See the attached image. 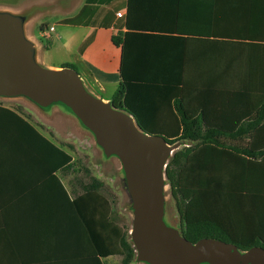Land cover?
<instances>
[{"label": "crops", "instance_id": "obj_1", "mask_svg": "<svg viewBox=\"0 0 264 264\" xmlns=\"http://www.w3.org/2000/svg\"><path fill=\"white\" fill-rule=\"evenodd\" d=\"M24 1L10 12L26 16L41 65L73 64L89 92L111 101L123 64L134 102L155 109L148 120L204 112L209 122L239 124L218 135L228 143L264 145V128L255 130L264 126V0H145L146 27L132 30L128 0ZM20 98L0 97V264H121L119 254L100 255L106 205L85 191L92 178L103 180L69 144L80 122L59 103L40 108ZM43 138L71 161L60 164Z\"/></svg>", "mask_w": 264, "mask_h": 264}, {"label": "water", "instance_id": "obj_2", "mask_svg": "<svg viewBox=\"0 0 264 264\" xmlns=\"http://www.w3.org/2000/svg\"><path fill=\"white\" fill-rule=\"evenodd\" d=\"M26 16L0 10V97H24L40 108L64 105L94 137L106 157L116 156L132 209L130 239L146 264H264V248L245 250L220 239L191 242L165 215V167L182 144L144 132L134 117L89 92L71 67H43L24 30Z\"/></svg>", "mask_w": 264, "mask_h": 264}, {"label": "trees", "instance_id": "obj_3", "mask_svg": "<svg viewBox=\"0 0 264 264\" xmlns=\"http://www.w3.org/2000/svg\"><path fill=\"white\" fill-rule=\"evenodd\" d=\"M145 11V0L127 1V30L146 27L139 22ZM125 40L126 36H112L115 44L124 45ZM63 66L76 69L71 63ZM120 75L121 82L111 99L113 106L129 112L144 132L162 135L170 143L184 144L173 151L164 170L169 194L179 213L180 233L191 242L211 237L231 242L241 250L255 245L264 248V145H257V140H250L246 148L232 144L233 140L228 143L229 140L218 135L238 130L239 124L209 122L204 112L182 117L174 123L148 120L154 118L149 111L155 109L134 102V84L127 80L123 64ZM263 128L256 122L255 130ZM43 140L59 154L60 164L71 161V156L63 149ZM102 188L103 182L92 178L85 191V194L96 195L106 205L105 224H99V238L105 247L100 249V255L119 254L121 264H137L130 236L117 225L112 202L99 192ZM102 217L101 213V220ZM95 220L98 219L91 215L92 229L97 227ZM97 228L92 234L96 238Z\"/></svg>", "mask_w": 264, "mask_h": 264}, {"label": "rangeland", "instance_id": "obj_4", "mask_svg": "<svg viewBox=\"0 0 264 264\" xmlns=\"http://www.w3.org/2000/svg\"><path fill=\"white\" fill-rule=\"evenodd\" d=\"M23 1L24 0H0V10L12 11L11 9L14 8V6L17 7ZM58 1L61 6L67 0ZM28 28L33 29L32 31L35 35H38L39 40L45 41L43 37L39 36V26L37 23L29 22ZM26 34L29 35V31H27ZM51 60H58L57 56L51 55ZM43 67L47 66L43 65ZM18 100L33 104L26 98H20ZM33 106L35 105L33 104ZM45 108H49V106ZM42 110H46L47 112L49 109ZM78 127L80 132L75 133L73 139H69V144H71L73 148L74 157L76 161L81 160L84 164L89 165L95 174H99L104 182L102 191L112 202V215L117 225L122 226L130 236L133 215L127 190L123 182L124 174L121 163L116 156L106 157L102 149L96 144L93 135L80 123H78ZM164 220L168 225L179 228V213L169 194L168 185L165 187ZM136 263L146 264L138 261H136Z\"/></svg>", "mask_w": 264, "mask_h": 264}, {"label": "built area", "instance_id": "obj_5", "mask_svg": "<svg viewBox=\"0 0 264 264\" xmlns=\"http://www.w3.org/2000/svg\"><path fill=\"white\" fill-rule=\"evenodd\" d=\"M123 15V13L122 12H117V16H119V17H121ZM53 30V27L51 26V27H49V31H52Z\"/></svg>", "mask_w": 264, "mask_h": 264}]
</instances>
